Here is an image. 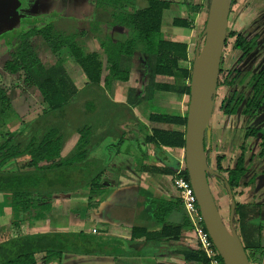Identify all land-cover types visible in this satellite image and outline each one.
<instances>
[{"label":"trees","instance_id":"trees-1","mask_svg":"<svg viewBox=\"0 0 264 264\" xmlns=\"http://www.w3.org/2000/svg\"><path fill=\"white\" fill-rule=\"evenodd\" d=\"M171 0H95L97 13L108 17V25L111 28L124 27L128 30L126 37H114L115 34L106 33L98 36L102 49L101 53L87 51L81 43L79 31L64 33L55 30L50 23L41 28L32 27L25 32L19 33L15 40V50L11 58L4 63V70L11 75H18L25 89H34L40 96L41 103L46 110L32 121L23 125L19 130L5 131L4 126L11 122L16 115L11 107L6 94L0 89V194H7L11 200V213L17 219L21 216L27 219H43L45 212L50 208L49 202L53 193H72L88 184V201L102 193L103 186L100 182V172L97 167L89 166V170L82 174V169L75 170L76 164L82 160L87 152L89 133L93 129L92 124L82 127L74 125L68 127L64 118H71L75 106V115L80 112L82 118L88 117L93 112L91 103L83 102L82 94L65 69L67 60H72L82 71L86 78L83 93L104 94V87L109 88L112 82H125L129 78V60L135 53L143 55L149 66L152 80L156 77L168 79V82H152L153 88L166 92H175L176 86L181 85L180 92L189 95V80L191 62L187 55V44L180 41L164 38L161 31V21L164 10L169 9ZM132 6L129 9L127 6ZM188 14L199 13L201 6L187 3ZM174 26L189 28L187 18H174ZM99 22L96 23V25ZM94 25V27H96ZM94 27H91L94 29ZM232 35V34H230ZM39 39L51 52L54 63L44 65L32 40ZM32 39V40H31ZM257 36L255 34L248 38L239 36L234 47L241 49L246 55L256 46ZM105 56V62L102 56ZM188 63V64H187ZM229 71L220 70L218 85L229 83L227 77ZM255 96L249 100L244 112L250 113L258 104L259 94L264 93V70L255 75ZM185 81L187 83H185ZM103 82V86H101ZM87 94V95H89ZM91 96V95H90ZM86 97V96H85ZM241 101V97L234 100L226 107L222 105L217 108L225 113H234ZM77 105H81L80 107ZM70 107V108H68ZM222 108V109H221ZM70 109V110H69ZM153 121L173 123L185 126L186 113L184 115L156 112L150 115ZM94 125V124H93ZM70 128L77 129L79 138L71 152V157L62 159L61 148L66 131ZM19 133L17 138H14ZM264 137V136H263ZM151 141L168 146L184 147L183 131L154 130ZM210 146L205 143V150L209 153ZM259 155H264V143ZM23 161L15 169L7 167L10 163ZM76 162V163H75ZM87 164H85L86 166ZM243 155L237 158L235 166L227 171L226 180L233 194L235 189L253 183L254 176L248 181H241L243 177L250 174L246 167ZM7 167V168H6ZM218 172L222 169L217 168ZM173 173V172H172ZM186 174V171L184 172ZM184 174V175H185ZM45 197V198H44ZM215 199L216 196L214 195ZM39 199H46L39 200ZM42 201V204H39ZM181 208V201L178 199ZM254 206L250 209L247 205L235 203L234 223L240 225L241 229L254 236V240L245 245V250L250 253V260L254 263L264 264L261 257L264 254V245L261 239L262 226L260 222L250 228L249 216L253 213ZM34 210V214H32ZM183 210V209H182ZM182 227L190 226L184 210ZM259 215V214H257ZM258 221V217H254ZM253 218V219H254ZM138 227L132 228V236L136 235ZM179 232V230H177ZM146 232V231H145ZM169 232L147 233L148 239L167 237ZM115 248L101 236L84 231H43L34 233L15 234L0 241V264H36L38 254H43L44 261L61 263L64 255H111ZM248 249V250H247ZM119 251V250H117ZM188 261L199 264H208L205 254L197 250L183 252Z\"/></svg>","mask_w":264,"mask_h":264},{"label":"crops","instance_id":"crops-1","mask_svg":"<svg viewBox=\"0 0 264 264\" xmlns=\"http://www.w3.org/2000/svg\"><path fill=\"white\" fill-rule=\"evenodd\" d=\"M182 2L185 4L188 3L187 0H182ZM191 4L194 5L193 3ZM166 10L163 12L161 21V31L164 38L186 43L188 60L191 61V57L194 55L200 37H198V40H193L195 44H192V39L189 34V30L192 27L190 21L191 18L198 13L189 15L187 12L186 17H181L187 18L190 23L189 28L174 26L172 23L174 18L180 17L174 16L170 26H167L168 30L166 32L164 29L166 26ZM189 16L190 18H188ZM108 27H110V25L107 24V28ZM82 29L83 27L80 25L79 30H77L80 32L81 36ZM96 52L101 53L102 49L100 52L97 50ZM253 56L254 54H251L245 58V63L249 64L246 70L253 69V65L251 64L256 60V57L254 56V58ZM53 59L51 55V61ZM102 60L105 62L104 55L102 56ZM53 63L54 60L49 62V64H43L48 66ZM129 66L131 70V62ZM71 67H73L74 71L78 69L75 79L73 78L74 75L69 72V68ZM75 67H77V69ZM147 67L149 69V66ZM65 69L76 86L77 82L79 84L83 83L81 86H85L86 78L80 68L72 60H67ZM130 75L131 72L129 77ZM148 78L149 82L146 87L144 86L142 91L137 87L131 86L132 89L126 88L123 94L119 92L120 94L116 96L115 94L112 96L109 95L108 91L111 90L113 83L117 84L118 81L112 82L109 88L104 87L103 82H101V86L105 89L104 94L101 93L102 95L100 98H104L107 101L98 100L100 106L96 107L95 120L93 121L94 126L89 133L87 152L79 162L80 164H92L97 161L101 162L98 163V166L94 164L100 172V182L103 189L102 193L94 197V206H90V208L93 209L88 210V206L86 205L88 201V186L80 188V191L83 192L78 191V195L72 193H53L50 200L48 199L49 201H45L50 204V208L47 212H53V205H55V201H58H54L55 198L69 197L70 199H77L84 203V210H82L83 213L81 217H79L77 225L79 229L57 228L46 231H84L92 233V230H95L96 233L94 234L96 236H101L104 240H108L112 247L115 248L109 256L72 255L73 259H92L94 260V264H199L194 261L186 260L183 254L185 250H197L198 243L191 225L182 227L184 220L183 208H181L178 201L177 193L172 185L171 179L172 172L183 155V148L168 147L160 143L158 145L155 141L150 140L156 129L166 131L184 130L183 126L178 124L153 121L150 119V115L156 112L184 115L181 111H169L165 106L155 102L161 94L165 93L178 94L181 98V96H183L180 92L181 85L176 86L175 92H166L157 90L152 86L153 81L168 82L162 80L164 79L163 77H156L152 80L149 73ZM128 81L129 78L123 83ZM77 88L79 89V86H77ZM116 100L122 102L119 104L126 105L128 107V112L124 115L122 122H119V124L117 123V125L114 123L110 126L109 120L112 116L109 112L102 110V106L103 103H112ZM155 106L160 110L156 111ZM41 107L42 113L46 110V107L42 103ZM41 113L28 120L22 119L16 113L18 117H15L11 122H14L15 119H21L20 125L15 129L19 130L23 125L22 122H30L39 117ZM219 118L222 120L224 119L223 116H219ZM224 121H227V118H225ZM229 121L233 122V119ZM117 127H119V130ZM117 133H119V135H117ZM16 135L18 137L19 133H16ZM78 138L79 132L77 129L70 128L66 131L60 153L62 159L66 160L71 157V152ZM246 158H249L248 153H246L245 159ZM234 161V154H229L227 158L223 160L224 169L232 167ZM20 162L21 164L24 163L23 161ZM248 162L249 159L246 163ZM18 163L13 164H17L18 166ZM21 164H19V166ZM255 167L256 165L248 167L251 171L250 175L252 176V171ZM244 178L245 177H243V179ZM246 178L244 181L249 180V177ZM253 179V183L239 187V192L244 191L245 193L243 196L245 198L242 203L247 205V209H250L251 204H257L259 206L260 202L253 200L255 196L261 198V201L263 200L262 202H264V176H262V174H255ZM210 184L211 189L213 186L212 184H214L216 189L224 185L223 181L218 177H214V182ZM76 192L77 190L75 193ZM260 209V215H258L259 221L260 224L263 222L261 225L264 226V204L261 205ZM254 217L256 216L249 217V219ZM68 219V222H70V216ZM46 220L47 219H41L43 224ZM236 225L244 247L245 245H249L252 242L250 232L248 231L247 233L243 231L238 222ZM133 227H138L141 230L137 231V234H133L132 236ZM177 230H179V232ZM149 232H162L163 234L164 232H169V235L158 239H148L147 233ZM261 239L264 245V227H262L261 230ZM246 252L250 258L249 251ZM72 256L70 259H72ZM261 259L264 261V254ZM63 261L64 259H62L59 264H62ZM56 263L58 262L53 261L48 264Z\"/></svg>","mask_w":264,"mask_h":264},{"label":"rangeland","instance_id":"rangeland-1","mask_svg":"<svg viewBox=\"0 0 264 264\" xmlns=\"http://www.w3.org/2000/svg\"><path fill=\"white\" fill-rule=\"evenodd\" d=\"M188 3H193L194 6L202 5L201 9L198 10V14L191 18V29L189 30L190 38L192 39V44H195L193 40H198L200 37L202 30L205 25V19L207 16V3L208 0H187ZM202 2V3H201ZM23 4V5H22ZM186 6H184V5ZM22 5V6H21ZM19 9L16 13L5 19L0 20V89L6 94L9 99V103L12 108L22 119L28 120L33 118L34 116H38L41 113V99L38 93L35 92L34 89H25L23 84L21 83L20 78L18 75H11L7 73L3 69V64L7 60L11 58V53L15 50V40L16 36L19 33L25 32L26 30L35 27L41 28L46 24L50 23L54 26L55 30L64 32V33H72L79 30L80 25L83 27L82 29V36L79 38L81 43L86 47L87 51H99L101 50L100 44L98 43V35L103 36L106 33H111L112 35L115 34L114 37H126L128 34V30L124 27H108L107 28V16H102V14L97 13L95 7V0H30L21 1L19 5ZM129 9H132V6H127ZM188 12L187 4L183 3L182 0H172L171 6L168 10L165 11L166 17L165 22L166 26L164 27L165 31L167 32V26H170L172 18L174 16L186 17ZM190 18V16L188 17ZM109 20V19H108ZM190 20V19H189ZM99 24L96 25V23ZM107 22V23H106ZM264 23V0H234L233 5L231 7L230 15H229V22L227 27V33L233 32L235 33L237 30L245 32L252 30L261 32L262 26L260 24ZM96 25V27H94ZM246 25V26H245ZM245 26V27H244ZM91 27H94L91 28ZM90 28V29H89ZM100 29V30H99ZM246 30V31H244ZM99 31V33H98ZM86 34H85V33ZM264 33V32H262ZM244 34V33H243ZM32 40V39H31ZM227 46L223 51V59L221 60V68L226 69L228 66L232 68L234 65V61L239 55V51H235L232 47L233 37H229L227 41ZM33 46L35 51L39 55L40 59L43 63L49 64L51 61V52L48 48L37 38L32 40ZM192 58V57H191ZM263 59V58H261ZM260 57L256 56V60L252 62L251 65L260 64L258 63ZM132 63V69L130 70L131 75L129 77V81L126 83L118 82L117 84L113 83L111 90L108 91L109 95L115 94H123L126 88L137 87L138 89L143 90L144 86L146 87L149 82V69L148 63H146L145 57L139 53H135L129 63ZM192 62L189 60V63ZM188 64V63H187ZM136 65V66H135ZM77 69V67H75ZM69 72L75 76L78 72L77 70H73V67L69 68ZM168 81L166 78L162 79ZM185 83H187L185 81ZM83 84V83H82ZM77 82V86H79V91L84 94L83 99L81 100L86 104H88V109L90 108L91 103H93L92 110L88 117L82 118V114L80 112L75 115V106L71 107L73 109L72 117L71 118H64L68 122V127H74V125H79V127L84 126L85 124H92L95 120V112L96 107L100 106L98 100H106L104 98H100L101 95L99 93H91L87 91L83 93L81 86ZM132 86V87H131ZM230 89L220 87L219 92L217 94V103L221 102V100L229 93ZM120 92V93H119ZM89 94V95H87ZM91 95V96H90ZM86 96V97H85ZM107 101V100H106ZM159 104L165 106L167 110H174L182 113H186L187 105H188V97L187 95L180 96L178 94H171L165 93L161 94L158 97ZM122 103L119 100H116L112 103H103L102 110L107 111L111 114V118L109 120L110 126L115 123L119 124L124 119V115L128 112V107L126 105L119 104ZM81 106V105H77ZM70 108V107H68ZM70 108V109H71ZM69 109V110H70ZM156 111L160 110L155 106ZM94 113V114H93ZM264 115V114H263ZM264 118V117H263ZM128 119V118H127ZM21 120V119H20ZM20 120L15 119L14 122H9L6 126H4L5 131H13L20 125ZM217 122L220 123V129L215 126H212L211 129L215 131L214 134V147L216 152L208 153V162L211 169H215L217 165H221V153L218 152V147L221 145V149L224 150V141L226 139H230V130L237 129L239 133L243 131V127H238L239 123H243L242 117L238 119L232 125V122H224L222 120H217L216 117L213 119V123ZM264 122V121H263ZM241 123V124H242ZM246 123V122H245ZM248 123V121H247ZM252 124V123H251ZM233 126V128H231ZM251 126V125H250ZM119 130V127H117ZM220 130V131H219ZM222 132V133H220ZM120 133V132H119ZM117 133V135H119ZM227 136V138H226ZM233 136V135H232ZM15 135L14 138H16ZM239 138V134L234 135V141H237L236 138ZM230 141V140H228ZM127 144V143H126ZM257 148V147H256ZM104 153V152H103ZM247 161V160H246ZM76 163V162H75ZM101 163L97 161L95 163H90L85 166V164H76L75 170L82 169V174L86 173L89 170V166H93L96 164L98 166ZM20 163H18L19 166ZM223 164V162H222ZM253 166V163L251 164ZM95 166V167H96ZM10 169H15L16 165L10 163L7 165ZM6 167V168H7ZM94 167V168H95ZM257 168V169H256ZM262 170V171H261ZM256 175L262 174L264 176V160L258 162L255 167ZM250 174H247L246 177H250ZM244 178V179H245ZM243 179V181H244ZM247 179V178H246ZM242 181V182H243ZM210 182H214V176H210ZM260 184V183H259ZM88 184L82 186L86 187ZM212 192L216 196V204L220 210V213L226 223L228 224V216H229V206L230 200L227 196L226 190L221 186L219 189H216L214 184H212ZM261 185V184H260ZM239 188L235 189L234 193V200L236 202H241L245 197L244 191H240ZM81 189H78L80 191ZM84 190V189H83ZM83 192V191H80ZM98 196V195H97ZM39 200H46V199H39ZM50 200V199H49ZM48 200V201H49ZM58 200V201H55ZM253 200L256 202H260L259 206H254L253 213L249 217L256 216L259 218L257 214L260 215L261 205L264 202L261 201V198L253 197ZM55 205H53L54 209L53 212H45L43 219H47L44 224L41 219L32 218L27 219L23 216L15 219L11 213V200L9 195H0V241L7 239L10 236L15 234H24L30 232H42L49 229H60V228H72V229H79L78 220L81 217L84 210V203L77 200V199H70L69 197H60L55 198ZM42 201H39V204H42ZM94 199L92 201H87L86 205L88 206V210L90 206H94ZM244 204V203H243ZM32 214H34V210H32ZM70 216V222L68 217ZM256 218H252L248 221V225L246 224L245 228H250L253 225H257L256 222H260L259 220L256 221ZM263 223V222H262ZM261 223V224H262ZM92 233H96L95 230H92ZM251 234V233H250ZM254 236L251 234L252 241L254 240ZM72 255H64V261L62 264H94L92 259H72ZM80 258V257H76ZM36 264H48L44 261L43 254H38L36 258ZM59 264V263H56Z\"/></svg>","mask_w":264,"mask_h":264},{"label":"water","instance_id":"water-1","mask_svg":"<svg viewBox=\"0 0 264 264\" xmlns=\"http://www.w3.org/2000/svg\"><path fill=\"white\" fill-rule=\"evenodd\" d=\"M233 0H208L205 25L191 62L188 105L184 126L183 157L202 222L224 264H252L235 220V200L228 182L210 168L205 143L210 144V124ZM18 0H0V19L13 16ZM220 177L230 200L228 224L211 189L210 176Z\"/></svg>","mask_w":264,"mask_h":264},{"label":"flooded vegetation","instance_id":"flooded-vegetation-1","mask_svg":"<svg viewBox=\"0 0 264 264\" xmlns=\"http://www.w3.org/2000/svg\"><path fill=\"white\" fill-rule=\"evenodd\" d=\"M18 1H19V4H21V1H23V0H18ZM26 1H30V0H26ZM233 2H234V0H233ZM233 2H232V5H233ZM19 8L20 7H18V9ZM0 20H3V19H0ZM260 26H262L261 29H263L264 23L260 24ZM244 31H246V30H244ZM262 32H264V30H262L261 32L260 31L259 32H257V31L253 32L252 30H250L248 32L246 31V33L237 30L235 33L228 32L227 36H226L224 50L227 46V43H228L227 41H228L229 37H233L232 47L234 48L235 51H239L240 53H239L238 57L236 58V60L234 61V64H233L234 66L232 68H230L228 66L226 69H223V70L229 71V75L227 77V80L229 81V83L228 84L225 83V84L217 86L216 98H215L213 114H212V120H211V124H210V144H209L210 149H209V153L210 152H216V149L214 147V145H215L214 144V134H215L214 130L220 129V127H218V126H220V123H217V122L213 123L214 117H216V121L222 120L221 118H219V116H223L224 119L227 118V121H224V119L222 120L224 122H231L229 120L233 119L232 125L235 122H237L239 118L242 117L243 123L242 122H241L242 124L239 123L238 127H243L244 129H243V131H241V133H239V130L237 131V129L230 130V131H232V132H230L231 138L223 140L225 143V144H223L225 147L224 150L221 149V145L218 147V152L221 153L222 155H224V156H221L222 162L224 159L227 158V156L229 154H234V158H235V161L233 162L232 167H228V168L224 169L223 164H221L222 162H220L221 165L219 166V164H218L217 167L215 169H213L214 171L219 173L225 180L227 177V171L232 169L235 166L237 158L240 154L243 155L244 163L248 167L252 166L251 165L252 163H253V165H256V163L264 160V155H261V156L259 155V153L262 149V144L264 143V137H263L264 136V122H263L264 121V118H263L264 117V115H263L264 114V93L259 94L257 96L259 98V102L256 105V107L250 113L244 112V109H246V106H247L249 100L252 99L256 94L255 93V84L257 82V79H256L255 75L259 74L260 72H262L264 70V33H262ZM230 34H232V35H230ZM253 34H255L257 36L256 46L251 51L246 53V55H243V51H241V49H239V48L234 47V43L239 36H241L243 38H248ZM251 54H254L255 57L256 56L260 57V60H258V63H260V64L253 65V67H252L253 69H251V70H246L247 67H249V64L245 63L246 62L245 58ZM222 57H223V54H222ZM261 58H263V59H261ZM221 69L222 68H221V63H220V70ZM221 86L224 88H228L230 90L228 91L229 93L221 100V102L217 103V94H218L219 88ZM238 97H241V101L237 107L236 112L225 113L223 110L218 111L217 108H219L221 105L223 107H226L230 103H233L234 100H236ZM234 120H236V121H234ZM247 121H248V123H247ZM215 125L218 128H215L214 130L211 129V127L215 126ZM231 128H233V126ZM220 133H222V132H220ZM237 134H239V138L237 137L236 138L237 141H234V135H237ZM226 138H227V136H226ZM228 140H230V141H228ZM254 147H255V149H254ZM246 153L249 154V158H248L249 162L248 163H246V160H248V159L247 158L245 159ZM220 167H221L222 171L218 172L217 168H220ZM254 172H255V169H253V171H252L253 176L256 174ZM214 177H218V176H214ZM218 178H220V177H218ZM223 184H224V182H223ZM223 188L226 190L225 185H223ZM231 191H232V189H231ZM226 193H227V191H226ZM233 198H234V194H233Z\"/></svg>","mask_w":264,"mask_h":264},{"label":"built area","instance_id":"built-area-1","mask_svg":"<svg viewBox=\"0 0 264 264\" xmlns=\"http://www.w3.org/2000/svg\"><path fill=\"white\" fill-rule=\"evenodd\" d=\"M185 171L184 157L182 155L171 175L172 185L177 193V197L181 201L183 210L190 221L198 247L208 259V264H224L204 228L202 216L187 174L184 173ZM252 264L260 263L252 262Z\"/></svg>","mask_w":264,"mask_h":264}]
</instances>
